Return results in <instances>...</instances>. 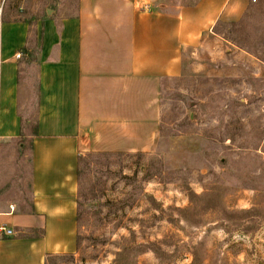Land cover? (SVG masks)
Listing matches in <instances>:
<instances>
[{
  "label": "rangeland",
  "instance_id": "1",
  "mask_svg": "<svg viewBox=\"0 0 264 264\" xmlns=\"http://www.w3.org/2000/svg\"><path fill=\"white\" fill-rule=\"evenodd\" d=\"M31 28L77 0H0ZM159 6L197 0H143ZM218 22L160 92L147 152L89 150L78 162L77 251L46 264H264V0ZM21 67V133L33 131L35 68ZM22 148L23 151H22ZM27 148L0 150V198L29 204Z\"/></svg>",
  "mask_w": 264,
  "mask_h": 264
},
{
  "label": "crops",
  "instance_id": "2",
  "mask_svg": "<svg viewBox=\"0 0 264 264\" xmlns=\"http://www.w3.org/2000/svg\"><path fill=\"white\" fill-rule=\"evenodd\" d=\"M247 7V0L187 7L77 0L70 16L50 11L33 29L0 23V150L10 142L24 146L30 165L28 206L0 198V227L12 230L0 236V264H46L77 251L79 157L151 150L165 79L182 73L184 56L218 22H238ZM29 52L37 97L30 135L21 133L18 115ZM24 136L30 146L19 142Z\"/></svg>",
  "mask_w": 264,
  "mask_h": 264
},
{
  "label": "built area",
  "instance_id": "3",
  "mask_svg": "<svg viewBox=\"0 0 264 264\" xmlns=\"http://www.w3.org/2000/svg\"><path fill=\"white\" fill-rule=\"evenodd\" d=\"M2 12H3V3L0 1V17L2 15ZM16 57H19V55L17 54ZM10 235H12V230H7L5 228L0 227V236H10Z\"/></svg>",
  "mask_w": 264,
  "mask_h": 264
},
{
  "label": "trees",
  "instance_id": "4",
  "mask_svg": "<svg viewBox=\"0 0 264 264\" xmlns=\"http://www.w3.org/2000/svg\"><path fill=\"white\" fill-rule=\"evenodd\" d=\"M24 135V134H23ZM25 137V136H24ZM19 142L20 143H25L27 146H30V143H31V139L30 138H27V137H25V138H20L19 139ZM78 162H79V160H78ZM79 174V173H78Z\"/></svg>",
  "mask_w": 264,
  "mask_h": 264
}]
</instances>
